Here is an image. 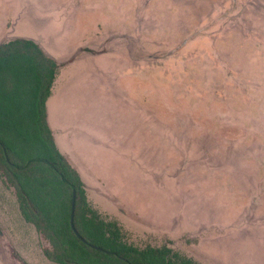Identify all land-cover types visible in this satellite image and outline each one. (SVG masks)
Segmentation results:
<instances>
[{"label": "rangeland", "instance_id": "1", "mask_svg": "<svg viewBox=\"0 0 264 264\" xmlns=\"http://www.w3.org/2000/svg\"><path fill=\"white\" fill-rule=\"evenodd\" d=\"M14 39L58 64L55 146L130 241L264 264V0H0ZM42 243L0 179V264Z\"/></svg>", "mask_w": 264, "mask_h": 264}, {"label": "trees", "instance_id": "2", "mask_svg": "<svg viewBox=\"0 0 264 264\" xmlns=\"http://www.w3.org/2000/svg\"><path fill=\"white\" fill-rule=\"evenodd\" d=\"M58 68L33 40L0 43V179L43 242V256L54 264H201L171 244L133 243L88 200L47 121Z\"/></svg>", "mask_w": 264, "mask_h": 264}, {"label": "water", "instance_id": "3", "mask_svg": "<svg viewBox=\"0 0 264 264\" xmlns=\"http://www.w3.org/2000/svg\"><path fill=\"white\" fill-rule=\"evenodd\" d=\"M74 204H75V195L73 194V197H72V207H71V227L72 228H73L72 220H73Z\"/></svg>", "mask_w": 264, "mask_h": 264}, {"label": "crops", "instance_id": "4", "mask_svg": "<svg viewBox=\"0 0 264 264\" xmlns=\"http://www.w3.org/2000/svg\"><path fill=\"white\" fill-rule=\"evenodd\" d=\"M4 260H6L5 258H4ZM9 262V261H8Z\"/></svg>", "mask_w": 264, "mask_h": 264}]
</instances>
